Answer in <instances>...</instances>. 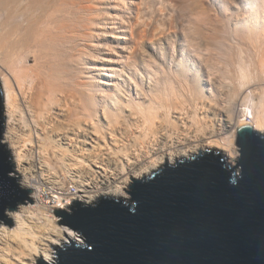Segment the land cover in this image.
<instances>
[{"label":"bare ground","instance_id":"bare-ground-1","mask_svg":"<svg viewBox=\"0 0 264 264\" xmlns=\"http://www.w3.org/2000/svg\"><path fill=\"white\" fill-rule=\"evenodd\" d=\"M92 1L0 0V86L6 97L9 111L11 131L9 144L17 157V169L23 175V186H21L30 190L31 200L33 199V203L29 200H27L28 204L21 203L24 205L13 211L10 216L6 214L7 218L13 219L15 225L13 227L0 226V264H37L38 258L54 264L52 263L54 255L51 246L68 244L71 239H75V234L68 227L58 223L63 217L55 215L54 210H65L72 199L90 201L102 193L123 195L130 177H138L143 173L150 175L158 165L170 164L174 159L180 160L183 157L188 158L199 152H205L212 143L219 146L223 156L238 161L241 156L236 142L238 126L248 124L253 130L264 131V85L261 86L262 83L264 84V68L257 82L247 78V73V75L242 73L239 79L234 74L236 81L233 80L234 77H232L233 83L222 77L223 80L217 84L218 86L212 82L217 87L213 88L212 85L213 90L207 89L210 92L206 94L202 83L195 81L193 87L196 96H193L191 101L188 100L189 96L176 99V95H170L174 98L167 100L170 98V93L163 92L155 85H151L150 89L146 90L142 85L137 86L135 93L131 94L127 89L114 90L105 87L106 84L110 85V81L104 76L99 83H94L95 85L85 82L81 77V62L84 52L83 41L91 36L88 32L89 23H85L92 20L89 16L92 9L89 3ZM262 24L263 22L260 25ZM246 43L248 44V41ZM262 51L263 53L258 54L264 55V49ZM257 61L259 64V60ZM255 62L256 60L253 61ZM262 63L264 64V61ZM224 68L226 70V67H222L223 70ZM223 74L229 75V72L226 71ZM257 75L259 77L258 71ZM204 87L206 88L205 85ZM251 87L260 88L258 109L254 110L246 101L244 104V100H242L244 106L239 108L238 103L243 93L245 94L244 91ZM174 91L179 93V90ZM127 93L130 95L128 96ZM246 95L249 94L246 93ZM246 99L249 100V98ZM75 101L81 102L80 108L78 107L81 110L80 113L84 112L83 115L88 116L92 121L98 117L96 122L102 120L99 118L100 113L97 114L95 109L98 106L103 111L104 119L109 125L100 127L102 122L99 126V123L93 121L95 125L92 131L88 128L84 129L82 126L84 123H81L83 121L72 119L78 115V110L73 113L67 108L69 103H75ZM254 104L256 103L254 102L252 107ZM63 107L67 108V113H61L65 111ZM54 109H59V111ZM238 113L243 115V119L236 120ZM60 116L65 119L71 118V127L62 126L63 118L61 119ZM119 120H121L120 123L124 120V124L131 128L134 126L133 128L138 133L134 135V152L129 150L132 145L129 147L130 145L125 144L126 148L123 146L122 149L120 148V152L125 157L122 156L124 160H120L121 162L117 160L123 164H121V171L114 176L112 182H103L96 193L90 194L91 190L78 189L76 195L65 196L66 202L63 198L64 192L59 190L62 187L55 186L57 189L54 190L53 185L44 180L41 182L38 180L37 184H34L32 171L36 166L40 169L37 172L39 171L41 175L46 168V171L54 170V173L64 175L70 165L73 167L76 164L80 165L83 158L88 159L91 155H97V152L93 151L94 148L84 147L88 141L85 142L84 138H82L84 140L79 138L89 134L94 136L108 133L109 136H117L119 133V135L126 133L125 125V128L123 127L125 131L118 129L120 131L118 133L117 127L115 129V126L120 125ZM112 123L114 126L109 127ZM72 140L76 142L70 143ZM77 142L80 143V145L77 144L78 149L75 145ZM144 152L147 153L149 160L146 158L145 160L148 161L142 164L141 168L134 169L138 165L137 157H140L141 153L143 155ZM132 155L133 158L136 155L138 160L134 158V166L127 176L126 173L129 172L124 171V166ZM47 174L44 173L45 178ZM54 201L55 206L52 205Z\"/></svg>","mask_w":264,"mask_h":264},{"label":"water","instance_id":"water-1","mask_svg":"<svg viewBox=\"0 0 264 264\" xmlns=\"http://www.w3.org/2000/svg\"><path fill=\"white\" fill-rule=\"evenodd\" d=\"M237 134L238 164L207 149L133 178L129 199L54 210L84 237L55 247L54 264H264V133L243 124ZM10 141L0 86V220L11 225L7 211L33 201L13 173Z\"/></svg>","mask_w":264,"mask_h":264},{"label":"rangeland","instance_id":"rangeland-1","mask_svg":"<svg viewBox=\"0 0 264 264\" xmlns=\"http://www.w3.org/2000/svg\"><path fill=\"white\" fill-rule=\"evenodd\" d=\"M89 4H91L92 6L91 11L89 12V16L90 18H92V20L86 22L85 24L89 23L88 32L91 36L85 38V40L83 41L84 52L82 54L83 61L81 62V77L87 83L97 84L99 83V81H101V79H103L104 76L105 79L107 78L108 81H110V85L106 84L105 87L110 89H127L128 92L134 94L137 86L142 85L144 86L143 89L146 90L150 89L151 85H155L156 87L163 90V92L166 91L168 94L170 93V98L168 97L169 99L167 100H172V98H174L173 96L176 95V99H184L189 96L191 98L189 99L188 97V100L191 101L192 97L196 96L194 94L195 89L193 87L196 82L202 83L206 94L212 91L214 87L218 86L217 84L223 80L222 77L225 78V80L230 81L231 83H233L232 77H234L233 80L236 81L237 79L241 78L242 73H247V78H251L254 81L256 80V82L258 78L261 77L262 73L260 72H262L264 68V64L262 63V61H264V58L261 57H264V55H262L261 53L260 55L258 53H263L262 50L264 49V34L262 33L264 32V0H93ZM256 20L258 21L256 22ZM260 21L261 23L263 22L262 25H260ZM250 23L252 26L250 25ZM251 38H253L254 41ZM247 41L248 44L246 43ZM253 45L255 47H253ZM259 49L262 50L260 51ZM251 51H253L254 53H252ZM249 54H251L252 56ZM236 57H238L240 61ZM257 57L259 59H257ZM254 60H256L255 63H253ZM257 60H259V64ZM221 63L224 64L222 65ZM231 66L233 67V69ZM222 67H226V70L225 68L223 70ZM235 69L238 72H236ZM233 70H235L234 73H232ZM226 71L227 73L229 72V75L223 74L226 73ZM257 71L259 77L257 75ZM190 72L192 73V75ZM234 74H236L235 76L237 79L235 78ZM225 76H229L231 79H228ZM253 76L256 77V79H254ZM212 82H215L214 84L217 86L213 85ZM185 85L187 88L185 87ZM204 85L206 86V88L204 87ZM212 85L213 88L211 89ZM263 85L264 84L262 83L261 86ZM257 88L255 89L254 87H251L248 90L244 91L245 94L243 93L242 98L239 101L240 103H238V107L240 106L239 108H242L244 106L245 101L254 110L258 107L257 105L259 104H257V102L259 103L258 98L261 96V93L258 96L260 88ZM207 89L210 91H208ZM171 90H179V93L178 91H174L177 93L174 94V92L172 93ZM182 90L183 92L185 91V93H183ZM192 90L193 92H191ZM94 92H96V89H94ZM92 93L91 97H93ZM167 93H165V95H167ZM246 93L249 95H246ZM127 94L128 96L130 95V93ZM170 95L173 96L171 97ZM246 98H249V100ZM242 100H244V104L242 103ZM254 102L256 104H254L252 107V104ZM80 106L81 102L79 101L78 103L75 101V103H69L67 105V108H69L68 111L72 110L73 113L78 110V115H76V117H72V119H79L80 122L83 121L81 123H84L82 125L84 126V129L88 128L89 131H92L91 129L93 125H95V123H99L98 125L100 126L101 122L105 125L102 124L100 127L109 125L106 119H104V115L102 114L103 111L98 108V106H96L95 109L97 110V114L100 113L99 118L102 120L96 122L98 121V117H96V119L93 120L95 123H93L92 119L88 118V116H84V112L80 113ZM67 108L63 107L65 111L67 110ZM56 110L59 111V109ZM65 111L63 110L61 113H67V111ZM61 117L62 116H60V118ZM238 118L243 119V115H239L238 113V115L236 116V120ZM62 121V126L71 127V118H63ZM120 121L121 120H119L118 122V124L120 125L115 126V129L117 127V131L119 133L120 131L124 130L125 125L127 134L124 132V130V133L121 134L122 136L119 135L120 133L117 134V136H109L108 133L107 135L106 133L105 135L100 133L102 136H100L99 133V135L94 136H91V134L84 137L81 136L79 139H85V142L88 141V143L84 145V147L86 146L85 148L92 149L96 148L95 150L93 149V151H96L97 155H91L90 158H88L89 160L83 158V162L85 164L83 162H80V165H74L75 168L73 167V165H70L67 172H64L65 176L63 174L61 175L59 173H54V170H51V172L50 170L46 171L47 168L46 170L44 169L41 175L39 171L37 172V170L40 169L38 168V166H36L34 171H32L34 173L33 175L35 179L34 184H37L38 180L40 182L44 180L47 183L50 182L51 185H53L52 187L54 188V190L57 189L56 187H62L59 190L63 191L64 195L74 196L76 195L75 193L78 192V189L84 188L85 190H91L89 191L90 194L96 193L98 192V187L101 186L103 182H112L115 178L114 176H116V174L121 171V164L123 163H120V160H124L123 157H125V155L120 152V150L122 149L121 147L123 146L124 148H126L125 144L130 145L129 147H131L132 145L129 150L130 152L131 150L134 152V135L138 133L133 128L134 126H132L131 128V126H127L126 124H124V120L122 121L123 123H120ZM112 124L109 127H113L114 123ZM129 127L131 128V130ZM118 129H120V131ZM129 130L131 133L129 132ZM257 131L264 133L263 130ZM73 142L75 143L76 141L72 140L70 143L74 144ZM77 144L80 145V143L77 142L75 144L76 148L78 147ZM7 148L9 149L13 161V173L18 177V182L23 186V175L17 169V157L14 153V149L10 144L7 146ZM207 149L221 150L215 143L210 144ZM144 153L143 155L141 153V156L137 157L139 160L135 157L136 155H134V158L141 162L139 163L137 161L138 165H136V168L134 169L141 168L142 164L146 163L149 160L147 157V153ZM130 158L131 159L127 161V163H129H126L124 166V171L129 172L128 174L126 173L127 176H129L132 166H134L133 161L135 159L133 158V155ZM146 158L148 159L147 161L145 160ZM180 159L186 158L183 157ZM117 160H119L120 162ZM177 160L178 159H174V161L170 164L175 163ZM95 161H97V163ZM234 162L238 164L237 160ZM166 163H168L167 160ZM163 165L164 164L158 165L151 171V173L162 167ZM44 173H48L46 175V178L44 176ZM79 174L83 177L78 176ZM124 175L123 177L126 176ZM147 176V173H143L138 177H130L128 183L129 185L127 186V189H124L125 191L123 195L102 193L90 201L72 199V202L69 206H71L74 201H79L84 204H95L103 196L123 199L126 194L129 195V193L127 192L133 182V178H142ZM52 183H54L55 185ZM51 185L49 184V186ZM63 186L65 188H63ZM94 189L97 190L94 191ZM49 190L51 189L49 188ZM68 191H70L71 193ZM102 191H104V189H102ZM125 199H128V197H125ZM28 203L29 201H26V204ZM53 203L54 205L56 204L55 201L52 202V204ZM24 204L19 203L18 207L15 210H17L21 205ZM65 209L71 210L70 207ZM15 210L8 211V216H10V214ZM1 225L13 227L15 224L10 225L7 221L5 222L4 220H0V226ZM64 226L68 227L72 232L74 231V229H72L70 226Z\"/></svg>","mask_w":264,"mask_h":264},{"label":"built area","instance_id":"built-area-1","mask_svg":"<svg viewBox=\"0 0 264 264\" xmlns=\"http://www.w3.org/2000/svg\"><path fill=\"white\" fill-rule=\"evenodd\" d=\"M129 184H127V186H128ZM126 189H127V187H126ZM129 190H130V187H129V189H128V192L127 193H129ZM68 192H70V191H68ZM71 193V192H70ZM65 196L66 195H63V198H65ZM69 196V195H68ZM125 197H128V199L130 198V194L129 195H125ZM125 197H123V198H125ZM64 202H66V198L64 199ZM71 204V203H70ZM70 204H68L67 206H66V208H68L69 207V205ZM52 205H54V204H52ZM55 206V205H54ZM54 206H53V209H54ZM74 232V234H75V239L74 240H76V241H80V242H82L83 241V239H84V237H83V234L82 233H80L79 231H76V230H74L73 231ZM66 244L64 243L63 245H53L52 246V248H51V250L53 251V255H54V259H53V261L52 262H56V258H57V250L56 249H54L55 247H63V246H65Z\"/></svg>","mask_w":264,"mask_h":264}]
</instances>
